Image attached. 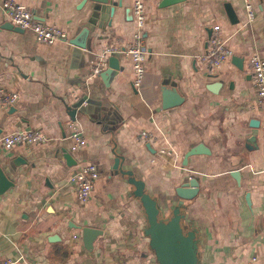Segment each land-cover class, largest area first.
<instances>
[{"label": "crops", "instance_id": "0c3cea01", "mask_svg": "<svg viewBox=\"0 0 264 264\" xmlns=\"http://www.w3.org/2000/svg\"><path fill=\"white\" fill-rule=\"evenodd\" d=\"M4 1L0 89L19 98L8 107L0 104V137L33 130L49 141L10 149L0 144V167L13 182L0 196V264H158L121 166L168 207L182 182L198 181L186 212L200 231L201 264H264V114L249 63L254 54L264 59V0H252L257 14L248 27L243 0H181L166 7L162 0H143L147 58L138 88L131 61L120 53L136 30L127 12L134 0H121L113 11L112 4L89 0H10L66 33V41L52 45L39 43L31 31L3 28ZM214 27L232 52L218 69L201 61ZM85 28L87 48L70 45ZM106 50L117 51L111 55L118 56L119 70L104 81L99 75L111 55L99 74L93 70ZM214 83L220 86L209 89ZM163 84L177 89L180 105L162 108ZM85 99L72 122L67 107ZM71 124L82 132L77 150ZM142 132L153 139L144 140ZM198 145L208 153L189 157L185 165L184 155ZM161 149L171 150L174 160L161 157ZM64 152L75 165L67 164ZM117 157L122 161L113 170ZM88 164L99 176L83 203L71 177ZM85 227L102 231L91 253L81 241ZM53 236L58 239L51 241Z\"/></svg>", "mask_w": 264, "mask_h": 264}, {"label": "water", "instance_id": "95a60500", "mask_svg": "<svg viewBox=\"0 0 264 264\" xmlns=\"http://www.w3.org/2000/svg\"><path fill=\"white\" fill-rule=\"evenodd\" d=\"M87 0H83L82 4ZM92 2L112 4L113 9L116 6H121V0L118 3L112 0H89ZM181 0H162L160 7H166L180 2ZM226 9L229 18L233 24L238 20L235 13L232 11L230 5H226ZM128 13L131 10L127 11ZM5 29L13 30L18 33L24 31L20 28L13 27L10 23L4 25ZM88 35V29H83L79 35L73 39L68 40L70 45L86 49V37ZM118 56L111 55L107 59L108 68L100 73V77L105 81L114 70H119ZM232 62L241 67V61L237 57H232ZM220 85L218 83L210 84L209 89L216 90ZM162 94V108L164 110L178 106L183 102V98L174 87L168 88L165 84L161 87ZM88 101L85 99L79 105H69L67 107L68 115L71 121H75L77 113L84 111V106ZM11 110H14L11 108ZM257 122V121H256ZM256 124L254 121L251 125ZM0 129V134H1ZM253 143V138L251 139ZM149 147V146H148ZM208 153L205 151L202 145H198L189 150L184 155L183 163L186 165L189 157L199 154ZM64 158L69 166H73L76 162L72 159L69 153L64 152ZM121 157H117L114 160L113 170H119ZM130 187L133 188L131 195L134 196L140 203L142 213L144 215L146 224L144 226V235L149 239V247L154 253L158 264H201L199 258L201 235L197 227L194 226L192 220L186 212L188 203L192 201L198 194L199 183L195 178H190L187 181L181 183L179 187L175 189L176 201H172L171 206L162 204L157 198L146 190L145 183L134 176L133 172L129 169L121 166L119 170ZM236 176V175H235ZM13 187V182L7 177L3 169L0 167V196ZM248 199V195H247ZM102 235V231L99 229L85 227L81 229V241L83 248L91 253L94 248V243L99 236ZM57 236L50 238L51 241L57 240Z\"/></svg>", "mask_w": 264, "mask_h": 264}, {"label": "built area", "instance_id": "2783aa9c", "mask_svg": "<svg viewBox=\"0 0 264 264\" xmlns=\"http://www.w3.org/2000/svg\"><path fill=\"white\" fill-rule=\"evenodd\" d=\"M243 3L246 18L244 26L248 27L254 22L257 11L252 0H243ZM2 11L6 22L23 31H31L39 43L52 45L56 42L67 40V35L63 30L34 20L31 11L24 5L5 0L2 3ZM131 11L136 30L131 44L120 51V53H123L131 61L133 85L138 88L141 86L145 76V61L147 58V51L142 37L146 23L144 1L134 0ZM213 30L214 34L209 39V51L207 55L201 57V61L211 69H218L226 58L231 57L232 52L226 48V41L221 38L219 27H214ZM114 52L117 51L106 50L99 57V61L93 70V76L103 70L106 64V57ZM249 63L252 83L257 97V107L264 114V59L258 54H254ZM18 98L19 95L17 93L0 89V104L2 106L8 107L14 105ZM70 127L72 129L70 137L74 142L73 150H77L84 144L82 132L74 124H71ZM141 138L147 141L153 139L152 135L148 132H142ZM48 141L49 139L46 135L33 130H18L0 137V144L7 149L21 145L45 144ZM159 155L168 162L174 160V153L169 149L159 150ZM98 176L96 166L88 164L71 177L75 185L76 198L80 202L86 203L91 198V193ZM1 264H14V262L6 261Z\"/></svg>", "mask_w": 264, "mask_h": 264}]
</instances>
